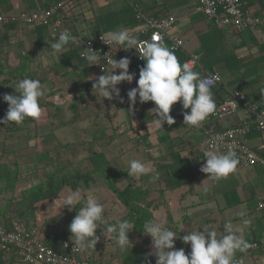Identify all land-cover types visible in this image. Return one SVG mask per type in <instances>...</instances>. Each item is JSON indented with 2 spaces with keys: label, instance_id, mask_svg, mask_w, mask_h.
Returning a JSON list of instances; mask_svg holds the SVG:
<instances>
[{
  "label": "crops",
  "instance_id": "1",
  "mask_svg": "<svg viewBox=\"0 0 264 264\" xmlns=\"http://www.w3.org/2000/svg\"><path fill=\"white\" fill-rule=\"evenodd\" d=\"M59 1L0 0V13L45 11ZM131 1L139 4L149 17H176L171 36L185 41V51L174 52L181 65L189 54L195 53L200 55V65L193 70L201 78L212 72L222 74L223 84L211 88L216 109L228 100L229 90L241 92L264 109V27L242 34L232 28L219 29L209 24L197 10L196 0ZM242 3L245 10L257 16L264 15V0H242ZM64 14L68 27L82 38H95L102 33L107 35L139 25L128 0H71ZM54 41L50 29L40 23L0 25V91L15 95L13 88L24 78L39 80L44 86V95L39 99L42 109L39 119L28 118L19 125L14 122L9 126L0 124V166L17 163L33 166L38 155L47 152L48 165L57 162L71 175L93 169V152L104 154L115 173L129 171L128 161L139 159L152 171L139 178L128 173L119 185L124 186L125 180V188L130 181L128 186L148 188L150 197L157 193L153 198L158 199L155 204L159 206L152 209V219L159 213L167 220L165 225H175L184 234L211 224L218 234H223L225 223L231 221L238 225L250 218L252 224L245 228V239L250 244L264 245V208L259 207L260 197L264 196V167L244 168L239 164L236 172L219 182L205 181L207 176L200 171L206 162L200 149L206 131L232 128L249 121L245 109L220 120L210 114L201 126L194 128L184 125L183 113L188 110L178 102L170 112L175 124L165 123L163 130L155 129L150 113L153 108L140 104L138 98L135 106H131L128 91L122 84L118 88L123 103L118 98L105 99L103 103L97 101L90 79L105 73L96 65L89 67L70 41L67 51L53 56L50 44ZM162 43L169 48V41ZM118 57L130 59V54L122 52ZM144 64L135 65L136 80ZM7 108L0 96V119L5 117ZM247 142L264 155L263 132L252 130ZM145 147L149 153L145 152ZM47 167L49 173L51 168ZM35 173L31 172L30 181H36ZM157 173L159 179L153 181L151 178ZM99 180L101 182L92 190L80 192L85 198L93 195L104 206L102 225H115L125 220L129 210L104 180ZM22 182L16 186V195L24 190ZM72 191L65 187L57 198L37 204L33 224L54 247L67 237L72 220L83 206L81 201L71 211L61 207L63 198ZM0 208L4 209L5 203L0 202ZM55 236L62 238L55 239ZM186 251L191 252L190 244ZM84 254L95 264H103L91 253ZM235 260L237 264H264L260 253L251 248L243 253L238 251Z\"/></svg>",
  "mask_w": 264,
  "mask_h": 264
},
{
  "label": "clouds",
  "instance_id": "2",
  "mask_svg": "<svg viewBox=\"0 0 264 264\" xmlns=\"http://www.w3.org/2000/svg\"><path fill=\"white\" fill-rule=\"evenodd\" d=\"M75 39L67 30L62 31L50 44L51 54L58 57V54L67 51L66 45L69 41ZM101 39L110 46L111 51L112 45H124L131 50L135 49L138 43L137 38L124 29L107 33V41L103 37ZM110 52L101 56L99 52L88 49L82 55L89 67L100 66L105 73L90 79L92 93L97 101L102 100L103 103L105 99L112 101L118 98L120 103H123L118 85L124 82L131 84L136 79V74L129 72L131 63L129 58L125 57L117 61L116 58L112 59L109 56ZM140 58L145 64L139 70L137 86L127 92V97L133 107L137 103V98L140 104L154 103L155 107L150 113H152V124L155 129L163 130L162 126L165 123L169 126L175 124L170 112L178 102L183 109L188 110L183 113L184 125L194 128L201 126L202 122L215 112L216 103L209 79L201 78L200 74L190 67L192 62L181 65L174 52L159 42L148 43ZM101 61L105 66L111 65L110 73L105 71ZM216 79L213 78L212 83H215ZM43 87L39 80L21 79L13 88L15 95L3 96V101L8 108L5 117L0 119V124L9 126L14 122L19 125L28 118L39 119L42 115L39 99L44 95ZM257 119L264 127V113L261 112ZM222 141L223 137L217 135L205 142L210 145L203 154L206 162L200 168V171L207 176L205 181L219 182L228 178L238 168L240 161L234 150L226 152L218 150ZM128 165L129 174L137 178L152 171L139 159H130ZM151 179L158 180L159 174L157 173ZM81 201L83 206L72 220L69 231L74 244L73 250L86 252L88 249L94 250L98 242L96 232L104 222V206L93 195L85 198L79 190H74L63 198L61 207H67L71 211ZM166 223L167 220L159 213L153 219L143 223V235L151 239L153 251L150 255L155 257V264H237L236 253L246 252L252 247L244 236L245 228L252 224L250 218L243 219L238 225H234L231 221L225 223L223 234H218L214 225L211 224L200 230L187 231V234L182 237L166 228L164 226ZM133 229H135L134 225L130 221L123 220L103 228V235L107 237L109 234L116 233L117 245L121 250H125L133 246L129 239V233ZM177 238H181L184 244L191 245L190 253L186 254L184 248L176 249Z\"/></svg>",
  "mask_w": 264,
  "mask_h": 264
},
{
  "label": "built area",
  "instance_id": "3",
  "mask_svg": "<svg viewBox=\"0 0 264 264\" xmlns=\"http://www.w3.org/2000/svg\"><path fill=\"white\" fill-rule=\"evenodd\" d=\"M71 0H61L54 6L45 11L27 12L22 11L13 14L0 13V25H8L11 23H21L26 25L42 24L50 29L51 37L57 39L59 34L67 30L71 36L76 39L70 42L79 49V56L85 59L82 55L85 50L91 49L97 51L104 56L111 51L110 46L106 45L101 37L107 41V35L102 33L95 38H82L76 36L66 24L64 10ZM134 9L135 18L138 22L136 28L127 30L131 35L137 38L135 49L129 50L126 46L112 45V51L109 56L112 59L119 61V53L130 54L129 72L135 73V65L141 64L144 61L140 58L143 55V50L150 42L169 41V49L173 52H184L185 41L180 37L171 36L175 28L177 19L173 15L154 18L147 16L141 9L140 5L128 0ZM197 10L201 12L209 24L219 29L232 28L236 33L242 34L246 31L264 27V15L257 16L249 10L243 8L242 0H196ZM124 58V57H123ZM186 62L190 63V67L200 65L199 54H189ZM185 62V63H186ZM106 63V62H105ZM101 65L105 67V71H112L111 65ZM99 70L104 73L100 66ZM118 74V73H117ZM209 79L210 88L223 84V76L219 72L207 73L204 77ZM213 78H217L215 83H212ZM123 87L129 91L137 86L136 79L131 84L122 83ZM6 94L5 91H0V96ZM237 106H233L234 104ZM152 108L155 107L153 102L144 103ZM240 109H245L248 112L249 121H244L242 124L216 130L211 128L206 131L204 140L200 143L202 153L210 147L205 142L216 137H223L219 151L226 152L234 150L240 161V166L244 168L262 166L264 167V155L259 154L247 142V135L252 130H259L264 133V127L261 126L260 120L257 117L260 113H264V109L258 103L250 102L246 95L241 92L229 90V98L212 113L215 120H220L236 114ZM146 152L149 150L145 147ZM260 209L264 208V196L260 197ZM252 250L260 253V257L264 262V245L258 242L251 244ZM74 244L71 239H62L57 247L50 246L46 243L43 233L37 226L28 227L24 222L14 221L7 226L0 220V259L8 262L22 264H92L89 257L84 252L73 250Z\"/></svg>",
  "mask_w": 264,
  "mask_h": 264
},
{
  "label": "trees",
  "instance_id": "4",
  "mask_svg": "<svg viewBox=\"0 0 264 264\" xmlns=\"http://www.w3.org/2000/svg\"><path fill=\"white\" fill-rule=\"evenodd\" d=\"M17 84V83H16ZM47 152H42L38 155L36 163L28 166L31 172L40 175V182L32 186L30 189L23 190L21 194L16 195L15 190L19 181L23 179L22 168L24 165L17 163L15 166H0V202H5V208H0V220L9 226L14 221L24 222L28 227H33L36 221L37 204L51 198H57L61 190L65 187H70L74 190H90L95 185L99 184V179H103L105 185L115 194L119 200L127 207L129 214L124 218L125 220L134 223L135 232L141 237L143 235V223L153 217L152 209L159 206L155 204L158 199L147 201L150 193L144 191L143 187L129 185L125 188L119 185L121 178L127 177L129 171H111L110 163L104 154L91 152V163L93 169L83 172L77 171L74 174H67L65 167L55 163V165H48L49 158ZM30 160V158H29ZM43 166V167H42ZM49 166L50 172H46V179L41 181L40 168ZM110 169V172H107ZM29 174V173H28ZM109 174V175H108ZM101 182V181H100ZM5 198V199H2ZM5 200V201H3ZM71 233L65 237L69 239ZM62 238L55 236V239ZM63 239V238H62ZM46 243H49L47 239ZM57 247V246H56ZM91 260V259H90ZM92 264H95L91 260ZM14 261L5 262L0 259V264H13ZM126 264H147V255L141 249H132L128 257H126Z\"/></svg>",
  "mask_w": 264,
  "mask_h": 264
},
{
  "label": "rangeland",
  "instance_id": "5",
  "mask_svg": "<svg viewBox=\"0 0 264 264\" xmlns=\"http://www.w3.org/2000/svg\"><path fill=\"white\" fill-rule=\"evenodd\" d=\"M145 152H146V150H145ZM146 153H149V152H146ZM21 168H22V172H23L22 174L24 176V181L23 182L21 181V182L23 184L22 188L24 190L30 189L32 186L39 184V182H40V175L39 174L34 176V180H36V181H30L28 179V177L31 176V173L28 171L30 168L28 166H25V165ZM46 172H47L46 167L40 168L41 181L42 182L46 179V175H45ZM107 172H110V169ZM129 183H130V181H127L126 185L128 186ZM123 184L125 186V180H124ZM140 184H142V183H140ZM124 186H122V187L124 188ZM147 190H149V189L148 188L144 189V191H147ZM80 191L83 192L84 190H80ZM86 191H88V190H85L84 193H87ZM155 196H157V193L151 197L149 196V198H146V199H147V201H151V199H155V198H153ZM2 199H5V198H2ZM3 201H5V200H3ZM2 203H5V202H2ZM81 204H83V202H81ZM107 226L108 225H101V228L97 229L96 236L98 237V242L96 243L94 250L88 249L86 251L87 254L91 253L92 257L96 258L97 261H99V263H103V264H126L125 261H126V257H128L129 252L132 249H134V250L135 249H141L147 255V264H149V262H150V264H155V257L150 255V253L153 251L152 246H151L150 237H148V236H143V237L141 236L140 237L135 232V230L133 229L129 233V239L133 245L132 248L129 246L127 249L121 250V248L116 243V233L109 234L107 237H105L103 235V228H106ZM164 226L166 228L173 230L177 236H179L180 234H181L180 237L185 235L184 233L179 232L178 229L175 227V225H164ZM69 239H71V237ZM175 247H176V249L184 248L186 251V248L187 247L189 248V244L186 245L183 243L181 238H177L175 240ZM188 252L189 251H186V254H188ZM13 264H22V263H13Z\"/></svg>",
  "mask_w": 264,
  "mask_h": 264
}]
</instances>
